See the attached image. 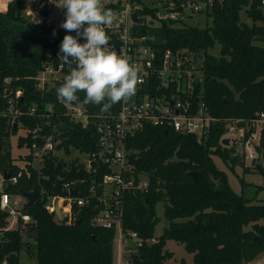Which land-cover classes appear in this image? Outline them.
Returning a JSON list of instances; mask_svg holds the SVG:
<instances>
[{"label":"trees","instance_id":"trees-1","mask_svg":"<svg viewBox=\"0 0 264 264\" xmlns=\"http://www.w3.org/2000/svg\"><path fill=\"white\" fill-rule=\"evenodd\" d=\"M23 3L13 0L7 9L0 10V110L4 105L5 79L13 80L14 90H24L22 108L27 107L25 104L58 100L57 89L52 98L48 94L43 99L35 81L41 65L47 62L49 50L56 44L51 39L53 29L28 19ZM242 12L251 25L242 21ZM207 14L212 25L205 29H172L165 25L157 38L166 47L204 53L203 80L194 85V95H202L212 116L221 121L213 125L203 144L194 136L178 135L171 130L166 135L164 129L153 127L144 128L128 140L129 164L133 169L128 177L134 176L138 184L140 176H146L149 186L146 190L125 191L122 231L134 232L144 242L154 239L160 222V203L169 223L155 244L145 243L134 249L130 264H166L174 257L166 249L168 241L183 244L193 254L194 264H248L264 253V205L253 204V200L236 193L227 174L213 160V156L219 157L232 171L237 167L245 173L250 170L245 155L237 149L240 144L245 145L250 134L230 147L222 141L230 123L247 122L264 109V11L258 0H216ZM217 45L221 47L220 54H209ZM77 95L79 99L73 103L85 98L84 92ZM55 121L72 127L63 137L69 138L75 148L93 151L95 135L91 129H83L64 117ZM17 122L29 130L41 124L39 119L26 117H19ZM16 133L14 127L9 131L6 119L0 117V172L12 167L14 160H21L12 153L11 140ZM31 137L30 134L20 139L19 146L30 147ZM260 146L264 159V132ZM25 161L31 164L27 165L24 177L16 186L7 185L5 191L15 197L20 196V190H40L42 197L34 205L25 203L24 211L33 222L24 232H4L7 215L0 209V264L5 259L7 264H21L23 251L36 264H114L117 229L104 228L95 221L101 210L95 200L80 210L75 208L70 221H61L47 208L55 196L56 180H87L80 187L85 195L90 183L94 179L100 181L104 173L95 176L83 169L79 171L73 162L67 164L51 155L39 169L33 165L32 155ZM255 168L264 172L261 164Z\"/></svg>","mask_w":264,"mask_h":264},{"label":"built area","instance_id":"built-area-1","mask_svg":"<svg viewBox=\"0 0 264 264\" xmlns=\"http://www.w3.org/2000/svg\"><path fill=\"white\" fill-rule=\"evenodd\" d=\"M216 0H102L106 9H111L117 17L112 28L106 29L110 37L109 47L119 55L125 56L130 63L138 65L142 83L137 85L134 96L126 101L114 104L107 111H102L103 105L78 103H65L59 99L56 102L43 100L40 103L28 105L22 108L24 102V90H14L11 79H5L3 83L4 105L0 110V117L6 119L9 131L17 124V132L23 128L27 132L26 138L32 135L31 152L23 155L21 160H14L10 171L12 177L5 181L4 173L0 172V209L7 215L4 232L20 230L26 231L33 222L32 216L24 211V205L18 201L19 196H12L5 191L7 185L16 186L27 172L25 161L32 155L33 160L39 159L42 164L48 156H57L56 151L62 147L64 141L60 132V125L55 121L58 117L69 119L72 124L81 125L83 129H91L95 135L93 151L84 152L85 160L74 159L72 161L79 171L83 169L95 176L104 173L100 181L94 179L88 186V193L83 195L81 186L87 180L80 182H63V190L75 189L78 196H54L53 202L47 208L56 213L60 209L62 219L72 220L75 208L82 209L91 205L95 200L101 208L95 221H102L101 226L107 229L116 228L119 232V245L134 251L130 241H136V249L145 243L155 244L157 239L146 242L138 234L130 232L124 234L122 221L124 216L123 195L126 190H146L149 181L146 176H140L137 184L129 164L131 151L128 150V140L146 127L161 128L182 136H194L200 144L208 141L213 125L220 122L212 116L202 95H194V85L202 83L204 55L192 52L189 49H173L164 46L157 38L162 32L163 26L168 28H188L186 22L201 13H209ZM259 1V8L264 11V0ZM25 15L31 21L44 25L55 31L53 39L56 44L47 54V62L41 65L39 74L35 77L36 88L43 97L50 94L51 98L59 85L63 84L64 76L75 65L59 67L60 44L65 35L76 36V32H68L60 25L66 19V9L58 8L50 0H24ZM30 11V12H29ZM136 15V18L134 16ZM176 23L170 25L169 21ZM160 23V24H158ZM84 43L83 38H79ZM200 53V52H199ZM193 54H197L193 56ZM199 55V58H198ZM71 59V57H70ZM107 103V101H105ZM61 111V112H60ZM19 117L36 118L41 121L35 129L29 130L23 123H18ZM48 125V131L42 135L44 127ZM228 131L223 139L229 138L231 133L243 131L240 140L247 134L244 147L247 160L251 163L257 157L255 145L261 144L264 132V109L256 113L249 121L237 120L230 123ZM12 145V140H11ZM25 146V145H24ZM27 146V145H26ZM28 147V146H27ZM63 148V147H62ZM65 151H67L65 149ZM67 154V152H66ZM69 154V155H71ZM68 155V154H67ZM60 159V158H59ZM63 159V158H62ZM61 159V160H62ZM112 186V189L109 187ZM102 192L99 193V190ZM27 202V201H26ZM122 254V252H121ZM7 264V260L3 261ZM124 264H130L125 259Z\"/></svg>","mask_w":264,"mask_h":264},{"label":"clouds","instance_id":"clouds-1","mask_svg":"<svg viewBox=\"0 0 264 264\" xmlns=\"http://www.w3.org/2000/svg\"><path fill=\"white\" fill-rule=\"evenodd\" d=\"M50 2L66 9V19L60 27L76 32V36L65 35L60 44L59 67H75H71L63 84L57 88V98L70 104L79 99L78 92H84V104L103 105L101 110L107 111L114 104L134 96L137 85L143 82L139 66L109 47L106 29L114 26L116 14L106 9L102 0ZM79 38L85 42L80 43Z\"/></svg>","mask_w":264,"mask_h":264},{"label":"rangeland","instance_id":"rangeland-1","mask_svg":"<svg viewBox=\"0 0 264 264\" xmlns=\"http://www.w3.org/2000/svg\"><path fill=\"white\" fill-rule=\"evenodd\" d=\"M24 1V0H23ZM242 21H245L247 24L251 25L252 22L250 19L247 18L245 15V12H242ZM160 24V23H158ZM186 24L189 27H195L200 29H205L208 26L212 25V20L208 18L207 13H201L196 15L193 18H190ZM261 44V43H258ZM264 46V44H261ZM221 47L217 45L213 50H209L208 53L218 56L220 54ZM204 55V53L202 52ZM200 55V54H199ZM198 55V58H199ZM193 56L197 57V54H193ZM244 133L243 131H239L238 133H231L229 135V138L231 139V143L234 145L239 144V140L241 138V134ZM27 132L25 129L20 128L19 131L12 137V153L15 158H23V155H27L31 152V149L27 147L26 145L21 147L19 146L20 139L26 138ZM238 151H240V154L245 155V164L246 166L250 167L249 172L245 173V170L242 167H237L235 171H232L219 157L213 156V160L217 167L224 171L227 176L229 183L232 187V189L238 193L243 194L246 198L253 200V204H262L264 205V172H260L259 169H256L255 167L251 166V162L247 160V154L245 147L240 144V146H237ZM72 154L67 155L64 148H60L56 151L57 156L65 161L67 164L74 161V159H78L80 161L85 160L86 156L81 154L80 150L71 149ZM33 165L36 168H42V162L39 159L33 160ZM261 168L264 170V159L261 161ZM109 189H112V186L109 187ZM54 197L50 199V203L53 202ZM18 201L21 202V205L26 203V199H24L22 196L18 197ZM157 214L158 218L160 219L159 224L156 227L155 231V238H160L165 231V228L168 227L169 223L166 220L164 216V205L162 203L158 204L157 206ZM98 224H102V221H98ZM119 246V247H118ZM123 246L119 245V232L116 234V241H115V257L118 255V248L121 250ZM122 251V257L130 259L133 251H129L127 248H123ZM166 249L174 253L173 259L169 260L166 264H179L181 261H185L186 264H194L193 263V254H190L183 244H180L175 241H168ZM264 254V253H263ZM261 254V255H263ZM260 255V256H261ZM259 256V257H260ZM21 264H35V259L30 257L26 251H23L21 253ZM124 264V262H123Z\"/></svg>","mask_w":264,"mask_h":264},{"label":"water","instance_id":"water-1","mask_svg":"<svg viewBox=\"0 0 264 264\" xmlns=\"http://www.w3.org/2000/svg\"><path fill=\"white\" fill-rule=\"evenodd\" d=\"M134 18H136V15L134 16ZM176 22L173 21V20H170L169 21V24L170 25H174ZM51 39H53V36H51ZM17 124L15 125V130H17ZM49 129V126L46 125L42 131V135H44ZM72 127L69 126L67 123H64V124H61L60 125V132L63 134L65 133L66 131H69L71 130ZM164 133L167 135L168 132L167 131H164ZM222 144L226 147H230L231 146V139L230 138H225L223 139L222 141ZM69 145H70V139H65L63 142H62V147L66 150L69 149ZM255 151L257 153V157L256 159H254L251 163V166L252 167H257L259 164H261V161H262V158H263V149L261 148V146L259 145H255ZM191 175H193L194 177L197 176V173H192ZM12 177V174L10 173V171H5L4 173V179L5 181H8L10 180ZM53 193L54 195H57V196H67V195H72V196H78V191L75 190V189H71L70 191H65L63 190V181L58 179L56 180V184L54 186V189H53ZM19 194L20 196H22L24 199L27 200V204L28 205H34L37 201H39L42 197V192L40 190H34V191H23V190H20L19 191ZM56 215L58 216V218L61 220L62 219V213L60 211V209H57L56 210ZM130 245H131V248L132 249H136V241H133L131 240L130 241Z\"/></svg>","mask_w":264,"mask_h":264},{"label":"crops","instance_id":"crops-1","mask_svg":"<svg viewBox=\"0 0 264 264\" xmlns=\"http://www.w3.org/2000/svg\"><path fill=\"white\" fill-rule=\"evenodd\" d=\"M12 1L13 0H0V10L7 9L8 6L11 4ZM262 160H263V158H262ZM121 252L122 251H120L119 248H118V255H117V257H115L114 264H123V262L125 261V259H127L126 257L125 258L122 257ZM35 264H36V261H35ZM248 264H264V254L261 255L260 257L256 258L254 261L248 263Z\"/></svg>","mask_w":264,"mask_h":264},{"label":"flooded vegetation","instance_id":"flooded-vegetation-1","mask_svg":"<svg viewBox=\"0 0 264 264\" xmlns=\"http://www.w3.org/2000/svg\"><path fill=\"white\" fill-rule=\"evenodd\" d=\"M70 126V125H69ZM72 130V129H71ZM71 130H69V131H71ZM69 131H66L65 133H63V135H65L66 133H68ZM65 139H69V138H67V137H64ZM64 139V140H65ZM69 146H71V147H75L73 144H72V142H71V140H70V145ZM68 151V150H67Z\"/></svg>","mask_w":264,"mask_h":264}]
</instances>
